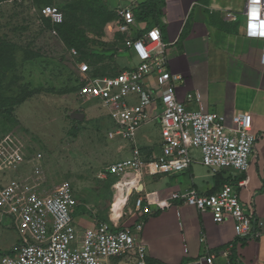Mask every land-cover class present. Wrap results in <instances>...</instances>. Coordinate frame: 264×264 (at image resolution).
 Here are the masks:
<instances>
[{"label": "built area", "instance_id": "obj_1", "mask_svg": "<svg viewBox=\"0 0 264 264\" xmlns=\"http://www.w3.org/2000/svg\"><path fill=\"white\" fill-rule=\"evenodd\" d=\"M51 22H64V12L56 5H44L37 9ZM119 19L115 28L124 38L120 51L126 49L135 60L131 68L120 70L115 75L86 76L81 95L97 98L107 108L113 127L108 131L112 139L121 138L131 143V157L113 162L108 166L111 174L118 176L113 184L117 194L130 197L138 191L135 207L142 214L151 213L152 206L165 209L170 206L166 198L155 193L142 194L146 176L183 171L195 162L193 151L199 150L200 162L214 173L223 169L246 171L250 166L258 135L252 130L251 112L233 115V125L228 126L223 115L208 111L202 102L199 90L181 100L176 92L177 81H184L182 75L168 69L167 44L159 26L134 34V15L131 8L117 10ZM246 34L250 37L264 35V4L259 0H247L245 8ZM57 33L56 30H54ZM263 50H264V37ZM73 55L78 50L72 47ZM264 60V51L262 53ZM152 76L154 79L152 80ZM160 125L161 151L144 155L137 140L138 131L145 124L157 122ZM20 151L9 138L0 139V171L14 167L20 161ZM105 177L106 174H101ZM247 180H239L243 186ZM168 198L183 197L185 203L200 212H210L218 223L231 218L237 237L250 239L258 237V228L264 225L250 206L244 207L233 183H224L218 190L206 194L196 189L172 191ZM112 214L109 221H101L83 231L75 225L74 212L78 200L69 183L60 185L53 193L34 196L31 187L5 184L0 187V222L10 217L19 230L20 240L11 253L2 256L1 264H108L111 258H127L136 252V264H148L146 247L136 239L135 231H141L143 222H136L134 228L122 226L126 215L124 205L117 218ZM233 244L221 251L228 259ZM217 255L206 259L215 264Z\"/></svg>", "mask_w": 264, "mask_h": 264}, {"label": "rangeland", "instance_id": "obj_2", "mask_svg": "<svg viewBox=\"0 0 264 264\" xmlns=\"http://www.w3.org/2000/svg\"><path fill=\"white\" fill-rule=\"evenodd\" d=\"M104 2L0 0V41L13 46H9L7 61L4 55L0 63V139H11L21 155L14 167L0 171V187H31L34 196H40L69 183L78 198V213L97 220H107L112 214L111 202L116 194L112 182L118 176L111 174L108 166L131 157V143L108 136L114 124L107 108L97 98H84L81 87L86 76L96 72L115 75L135 63L128 51H120L124 36L115 35L112 39L106 34L107 23L101 22L98 12ZM45 4L58 6L65 22L88 39L85 51L91 58H84L77 48L78 55H73L71 46L37 10ZM132 25L138 31L146 26L137 20ZM27 94V99L14 103ZM74 111L85 112L86 119L73 118ZM160 136L158 121L150 122L138 131L137 140L141 146L151 143L160 153ZM193 156L195 162L202 160L199 150L193 151ZM200 166L198 173L210 172L204 164ZM105 172L107 176L102 177ZM149 178L146 177L147 191L154 189ZM135 199V195L130 199L132 208ZM115 210L121 212L119 208ZM18 242V228L10 217H3L0 264L1 257ZM115 260L119 264H135L134 256L111 258L108 264Z\"/></svg>", "mask_w": 264, "mask_h": 264}, {"label": "crops", "instance_id": "obj_3", "mask_svg": "<svg viewBox=\"0 0 264 264\" xmlns=\"http://www.w3.org/2000/svg\"><path fill=\"white\" fill-rule=\"evenodd\" d=\"M103 1H106V8L117 14L105 26L106 34L112 39L122 34L115 28L119 19L117 10L121 8H131L134 22L137 20L146 24L140 31L134 28V34L153 26L161 28L163 39L169 44V68L173 74L184 77V81H177L176 84L181 100L194 106L187 95L199 90L206 109L223 115L228 126L233 125L234 114L251 112L252 130L258 135L246 171L223 169L214 173L208 168L210 172L202 174L198 173L202 163L196 161L183 171L150 176L149 184L154 189L148 191L146 176L142 194L155 193L160 198H166L170 206L162 209L154 205L151 213L142 214L135 206L130 207L129 201L128 206L123 207L126 215L122 218V226L134 228L136 222H143L142 230L135 231V235L137 241L146 247L148 264H189L211 254L217 255L215 264H264V225L258 228L260 236L240 239L231 218L218 223L210 212L203 213L187 205L183 197L168 198L172 191L196 189L201 194L218 191L229 182L235 184L244 207L249 209L251 206L256 216L264 221V50L262 39L246 34L247 0ZM122 35L124 38L129 36ZM152 146L151 143L141 146L144 155L158 153ZM243 179L247 183L238 185V181ZM116 181L112 182V186ZM134 195L141 194L135 191L132 197ZM79 214L81 212L78 213L76 208L75 224L80 231L104 221ZM230 244L234 247L229 263L221 251ZM132 256L136 264L137 253H132ZM113 264L119 262L115 260Z\"/></svg>", "mask_w": 264, "mask_h": 264}, {"label": "trees", "instance_id": "obj_4", "mask_svg": "<svg viewBox=\"0 0 264 264\" xmlns=\"http://www.w3.org/2000/svg\"><path fill=\"white\" fill-rule=\"evenodd\" d=\"M35 1H38V0H35ZM43 6H40V8ZM98 12H99V17L101 19V22L103 24L104 23L106 24V22H108L109 20L115 19L117 17V14L115 12L110 11L105 6L104 7L100 6L98 8ZM44 19L46 20V22L49 25L52 24V26H54L57 33L60 34V36L64 40H66V42L68 43L69 46H71V48L72 47L77 48L81 52V54L84 58H87V56H89L87 54V52L85 51L86 49H88V39L84 38L83 35L78 31V29L76 27H74L71 24H68V22L67 21L65 22V20L61 24L54 25L49 18L44 17ZM9 46H11V45H9L8 42L0 41V63H2V60H3L2 56H4V55L6 56L4 59L7 61V57H8L7 54H8ZM11 47H13V46H11ZM89 57L91 58V56H89ZM100 74L101 73L96 72L95 75H100ZM28 96H30V94H27V96L26 95L20 96L18 100L14 101V103L15 104L20 103V102L24 101L25 99H27ZM0 105H3V104H0ZM104 221H109V220H104ZM10 252L11 251H8L7 253H10Z\"/></svg>", "mask_w": 264, "mask_h": 264}, {"label": "water", "instance_id": "obj_5", "mask_svg": "<svg viewBox=\"0 0 264 264\" xmlns=\"http://www.w3.org/2000/svg\"><path fill=\"white\" fill-rule=\"evenodd\" d=\"M73 118L79 119V120H84L86 117V114L83 112H73L72 114ZM189 264H209L208 260L206 258H201L197 262H192Z\"/></svg>", "mask_w": 264, "mask_h": 264}, {"label": "bare ground", "instance_id": "obj_6", "mask_svg": "<svg viewBox=\"0 0 264 264\" xmlns=\"http://www.w3.org/2000/svg\"><path fill=\"white\" fill-rule=\"evenodd\" d=\"M115 199H116V201H115L116 206L114 207V209L119 208L121 210V207H123V205L126 202V196L123 195L122 193H119V194H117ZM115 212H116V214H115L114 218H117L118 217L117 215H119L120 213H118L117 210H115Z\"/></svg>", "mask_w": 264, "mask_h": 264}, {"label": "clouds", "instance_id": "obj_7", "mask_svg": "<svg viewBox=\"0 0 264 264\" xmlns=\"http://www.w3.org/2000/svg\"><path fill=\"white\" fill-rule=\"evenodd\" d=\"M259 1H261V2H263V4H264V0H259ZM264 37V35H259L258 37H256V38H260V39H262ZM263 41V40H262ZM7 254V253H6ZM5 255V254H4ZM2 258V257H1Z\"/></svg>", "mask_w": 264, "mask_h": 264}]
</instances>
